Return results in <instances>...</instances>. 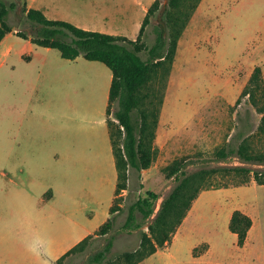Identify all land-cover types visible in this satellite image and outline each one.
Masks as SVG:
<instances>
[{
  "label": "rangeland",
  "instance_id": "obj_1",
  "mask_svg": "<svg viewBox=\"0 0 264 264\" xmlns=\"http://www.w3.org/2000/svg\"><path fill=\"white\" fill-rule=\"evenodd\" d=\"M6 1L16 6L7 15L13 29L0 44L13 45L7 56L0 53V230L6 234L2 244L5 249L0 250L8 252L12 248L14 252L23 224L16 213L25 212L35 218L38 203H54L60 209L72 205L74 216L96 230L110 216L117 173L105 121L106 116L112 119L111 114H105L110 69L82 54L74 59L63 58L56 48L32 44L23 49L30 40L16 31L31 32L30 25L23 21V8L29 2ZM193 2L180 0L173 9L174 14L179 11V19L172 22L180 23ZM33 3L41 6L47 17L73 24L96 17L85 14L86 4H95V0ZM167 3L161 0L144 28L142 40L146 47L155 40L154 26L164 22L163 5ZM176 25H169L170 36ZM167 50H172L170 43ZM139 54L143 59L148 57L145 49ZM256 65H260L264 77V0H199L177 37L170 60L157 68L149 86L143 89L152 94L158 107L153 140L156 154L140 176L131 171L128 189L119 194L122 207L114 214L109 232L114 237L110 257L138 246L140 230L146 229V224L131 232L121 230L127 207L153 190L159 194L157 209L176 184L175 176L166 168L175 159L186 172L234 164L259 166L242 162L234 154L225 159L217 154L228 143H235L238 131L246 134L256 130L259 114L246 97L236 103ZM219 182H225L219 174H211L206 180L211 185ZM253 185L231 184L211 191L218 189L213 185L202 190L192 203L203 204L192 215L188 210L171 257L165 249V254L137 264H231L237 246L235 236L225 225L226 209L236 204L253 205L264 226V196ZM204 191L208 192L200 198ZM253 200L257 203H250ZM45 209L39 211L42 218L47 214ZM45 233L53 236L58 231ZM212 235H217L219 245L204 258H192L189 245ZM104 242L103 237L94 238L83 251L68 255L63 264H88V255ZM206 245L203 242L195 246L196 252ZM12 252L4 256L11 264L16 258Z\"/></svg>",
  "mask_w": 264,
  "mask_h": 264
},
{
  "label": "trees",
  "instance_id": "obj_2",
  "mask_svg": "<svg viewBox=\"0 0 264 264\" xmlns=\"http://www.w3.org/2000/svg\"><path fill=\"white\" fill-rule=\"evenodd\" d=\"M199 0H194L185 18L177 25L172 20H178L176 9L180 0H168L164 6L163 21L154 26L155 40L146 47L142 40L144 28L150 22V17L159 8L161 0H154L147 9L139 33L135 39L124 35H116L97 30L81 28L67 20L47 17L39 8L24 6L23 21L31 27V32L17 30L16 34L38 45L56 48L61 57L74 59L79 54L88 60L104 63L111 71L112 77L108 91L106 113L112 115L107 119L110 140L113 148L117 170V182L113 202L109 208L110 216L98 227L64 252L53 261V264H63L64 259L73 253L83 251L94 238L103 237L105 242L100 249L91 252L87 257L88 264H137L146 257L165 246L172 238L178 226L183 221L192 201L204 189L246 185L251 181L264 184V77L260 65L254 66L246 84L242 88L236 103L246 97L254 111L259 114L256 130L238 131L235 143H228L218 150L221 159L236 155L242 162L258 164L250 167L245 164L223 165L214 168H201L186 172L183 164L177 159L169 164L170 174L175 176L176 184L168 195L162 199L156 209L159 194L148 190L146 197L139 196L127 207V215L121 224V230L131 232L146 224V229L140 230V241L137 247L119 252L115 257L109 253L113 247V235L109 232L114 226V214L122 204L119 194L128 189L131 171L140 176L143 169L148 168L155 159L156 149L153 146L155 129L157 127L158 107L155 106L152 94L143 92L149 86L160 66L170 60L173 48L181 30ZM16 6L13 1L0 0V41L11 32L13 27L7 21V15ZM176 25L175 33L170 36L169 25ZM168 43L172 50H167ZM147 50L148 57L143 59L139 52ZM115 107L112 109V106ZM260 142H256V138ZM219 174L223 183L209 184V175ZM252 218L239 209L233 210L228 227L236 234L237 245L246 241ZM205 247V246H204ZM207 247V245H206ZM202 248L194 254H199Z\"/></svg>",
  "mask_w": 264,
  "mask_h": 264
},
{
  "label": "crops",
  "instance_id": "obj_3",
  "mask_svg": "<svg viewBox=\"0 0 264 264\" xmlns=\"http://www.w3.org/2000/svg\"><path fill=\"white\" fill-rule=\"evenodd\" d=\"M153 1L154 0H95V4H86L85 14H89V16L95 15L96 17L85 19L84 24L76 22L77 24L75 25L85 29L97 30L116 35H124L128 38L135 39L139 33L141 23L144 16L146 15L147 9ZM28 2V7L41 8V6H35V4L33 3L34 0H28ZM96 18H98L99 21H96ZM3 39L0 41V44L3 42ZM32 44L36 45L30 42L28 45L23 46V49L27 46L29 49V47H32ZM12 48V44L1 46L0 53L5 52L4 56H7L11 52ZM18 53H20L21 55V51L18 50ZM105 114H107L106 109ZM105 121L107 125L108 137L110 140L107 116L105 118ZM110 146L113 154L111 140ZM113 161L116 169L114 154ZM252 183L255 184L253 186L258 188L262 192V196H264V184H258L255 181H251L246 185H252ZM220 189L224 188H218L211 191ZM206 192L208 191L202 192L200 194V198ZM49 195L48 196L51 197V193ZM49 197H47V199ZM112 198H114V195ZM250 203H257V201L253 200ZM38 204L39 206L34 211L35 218L28 217L25 212L16 213V216H20L23 220V224L20 230H18L20 235V240L18 242L19 246L14 252H12V248L8 249V252L16 254V258L12 259L13 264H53V261L55 259L61 256L68 249H70L83 237L90 233H93L98 229L97 228L96 230H93L91 227L86 226L83 222L76 218L73 214L72 205H67L66 208L60 209L54 203ZM201 204L203 203H192L189 214L192 215L194 210H196V208ZM42 209L47 210V214L43 215L44 219L42 218V215H39V211H42ZM235 209H239L242 212L248 214L252 218V225L248 229L246 241L242 246L237 245L236 234L229 229L230 232L235 236V244L237 246V249H235L236 252L233 256V262L231 264H264V226L263 221L258 214L259 210L255 209L253 205L242 206L236 204L230 206L226 209L225 212V225L228 226L231 214ZM42 220H44V222ZM186 220L187 218L183 219L178 229L173 234L170 244H166L165 247L158 249L155 253L140 262H143L148 258H151L152 256L158 254H165V249L168 250L167 255L171 257L170 255H172L173 252L176 251V247L173 243L181 234L182 227L185 224ZM52 230L58 231V234L49 236L45 233ZM5 239L6 234H4L0 230V249H5V247L2 245ZM203 242L207 244V248L199 254L195 255L193 252L194 247ZM217 245H219V238H217V235H212V238L202 239L200 241L191 243L189 245L188 252L192 258L201 259L210 255ZM171 247L172 250L169 251ZM8 252L7 249L5 251L0 250V264L12 263L4 257L5 253Z\"/></svg>",
  "mask_w": 264,
  "mask_h": 264
}]
</instances>
